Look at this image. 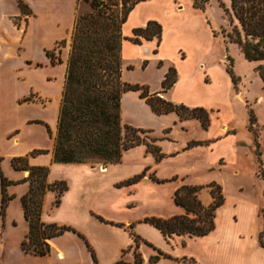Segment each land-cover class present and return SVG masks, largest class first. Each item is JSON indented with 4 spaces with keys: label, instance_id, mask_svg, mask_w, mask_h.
Instances as JSON below:
<instances>
[{
    "label": "rangeland",
    "instance_id": "rangeland-1",
    "mask_svg": "<svg viewBox=\"0 0 264 264\" xmlns=\"http://www.w3.org/2000/svg\"><path fill=\"white\" fill-rule=\"evenodd\" d=\"M90 1L0 0V172L10 182L5 192L12 197L4 218L0 214V241L4 253L1 264H49L48 257L24 254L19 248V238L26 227L21 197L26 194L28 184L23 181L27 177L25 172L14 170L11 165L12 158L29 156L40 150L47 153L29 156V165L48 167V182L63 181L68 187L58 207L53 205V192L45 195L42 220L76 231L66 232L55 240L62 245L66 244L65 240H74L77 246L74 263L92 264L85 240L98 264H110L118 256L120 259V250L125 251L123 259L131 263L133 250L128 248L132 239L126 229L130 224H125L126 221H132L135 226L136 221L150 217L167 219L165 216L179 207L173 201V187L206 186L211 181L221 184L226 196L241 191V196L251 201L260 198L258 216L264 241V181L259 148V138L264 134V62L247 61L238 45L230 41L229 35L235 25V21L230 20V0H209L202 12L208 27L203 37L207 40L209 34L212 41L208 65L226 73L230 80L227 72L231 71L235 85L232 80L231 86L224 82L219 74L213 78L209 75L212 80L207 77L205 82L212 81V96L207 99L208 92L200 86L194 94L205 104H217L206 108L208 129L213 124L218 125L217 137L237 132L239 139L251 140L244 145L247 154L237 149V164L227 165L222 160L214 165L204 151L208 147L189 148L190 142L206 139L207 132L200 122L180 120L175 113L156 115L139 98V93L132 91L122 94L121 122L147 131L146 142L154 141L152 144L163 155L161 160L157 161L142 143L125 151L116 164L52 163L51 150L73 25L77 17L92 13ZM102 2L107 11L121 17L122 0ZM164 10L169 11L167 7ZM146 12L159 14L161 8L155 5ZM143 60L139 55L128 63L122 58L121 79L127 84L146 86L150 95H160L161 90L155 89L161 85L162 69L167 73L171 66L164 63L159 69L156 63L149 61L142 69ZM221 111L231 117L229 123L220 121ZM136 177L139 179L135 183L126 184ZM1 195L0 185V204ZM76 242L83 245L81 252ZM138 252L142 264H148L149 258L156 255L152 247L142 242ZM164 261L172 263L170 259ZM56 263L52 257L51 264Z\"/></svg>",
    "mask_w": 264,
    "mask_h": 264
},
{
    "label": "trees",
    "instance_id": "trees-1",
    "mask_svg": "<svg viewBox=\"0 0 264 264\" xmlns=\"http://www.w3.org/2000/svg\"><path fill=\"white\" fill-rule=\"evenodd\" d=\"M102 1L91 0L92 13L77 17L74 21L70 50L64 69L51 161L55 164L75 165H94L97 162L116 164L120 162L125 151L142 143L146 144L147 150L159 161L163 155L152 144L153 140L146 142L147 137L144 135L148 132L122 124V94L128 91L138 92L139 98L144 100L154 114L175 113L180 120L195 119L200 122L203 129L209 126V113L203 108H188L173 104L159 97V93L150 95L146 86L131 85L122 81L121 28L133 8L147 0H122L121 17L107 11ZM191 2L195 10L203 12L209 0H191ZM230 20L235 21L229 35L230 41L238 45L247 61L264 62V0H230ZM161 35V25L149 21L144 27L134 29L132 36L127 40L135 45H141L142 40H156L158 45ZM156 53L157 51L154 50L153 54ZM161 64L159 62L158 67ZM146 66L147 61H144L142 69ZM227 73L235 85L231 71ZM175 75V70L170 67L161 82V93L168 91L174 85ZM262 80L264 81V75ZM201 145L203 143L192 141L188 146L194 148ZM45 153L47 151H34L29 156ZM29 156L11 159L14 170L27 172V177L23 181L28 184V190L21 197V206L28 230L20 243V250L24 254L45 257L50 253L49 241L66 232L76 233V231L69 226L45 223L42 220L45 195L53 192L55 194L53 205L58 207L60 198L68 187L63 181L48 182V167L29 165ZM137 179L139 177L127 181L126 184L135 183ZM9 184L10 182L0 172L2 218L7 203L12 198L5 192ZM208 188L212 198L208 206H203L198 198L202 186L182 185L174 191L173 201L175 205L184 209L183 215L167 219L150 217L144 219L142 223L156 228L167 239L173 236L199 238L208 235L215 228L216 212L224 202L220 186L210 183ZM116 226L123 227L121 224ZM133 228V223L126 228L132 239V245L128 249L133 250V261L126 262L123 259L125 251H122L120 259L114 264H142L141 254L138 252L140 242L156 251V255L149 258L148 264H157L162 258L172 259L142 240L133 232ZM262 237L263 234L260 232L259 245L264 248ZM85 245L90 251L92 264H98L86 240ZM181 262L193 263L186 258H182Z\"/></svg>",
    "mask_w": 264,
    "mask_h": 264
},
{
    "label": "crops",
    "instance_id": "crops-1",
    "mask_svg": "<svg viewBox=\"0 0 264 264\" xmlns=\"http://www.w3.org/2000/svg\"><path fill=\"white\" fill-rule=\"evenodd\" d=\"M155 5H159L161 8L159 14L146 12L147 8H153ZM179 5H182V7H179ZM164 7H167L169 11H165ZM186 9L188 10L186 11ZM149 21H155L161 25L162 35L158 45L156 40H142L141 45H135L127 40L132 36L134 29L144 27ZM1 29L0 26V39ZM206 30L208 32L203 13L192 7L191 0H147L137 4L122 25L121 55L127 63L133 57L139 55L142 60L149 59L150 62L156 63L157 67L159 62L162 63L160 67L164 63H168L175 70L176 82L162 95L161 93L160 95L155 93L159 97L188 108L199 107L205 110L206 108H213L217 104H205L202 101L203 99L201 100L198 95L194 94L196 87L200 86L201 89L207 91L208 94L206 95L208 97H206L208 99L212 96L214 90L212 81L210 83L205 82L207 77L210 79V76L213 78V75L217 77L219 74L223 77L224 82H228L230 86L231 80L226 73L222 74L216 67L212 68L208 65L212 41L209 34L207 40L203 37V32H206ZM154 50L157 51L156 54H153ZM144 61H147L148 65L149 61L143 60L141 62ZM160 67L158 68L162 69ZM162 73L163 78L166 74L164 69H162ZM155 90L162 91L161 85ZM219 116L220 121L223 123H229L231 120V117L227 116L225 111H221ZM204 130L207 132L206 139L195 142H203V145L197 146L199 148L202 146L208 147V149L204 148V151L213 160L214 165L225 160L227 165L234 166L238 163L237 149H241L244 153V150H246L244 145L250 144L251 141L239 139L237 132L225 133L222 137H217L218 125L214 124L211 128L208 129L207 127V130ZM259 148L263 169L262 180L264 181V134L259 138ZM25 174L27 175V172ZM235 174H237V171H235ZM210 183L220 186L224 197L223 205L216 212L215 228L211 233L199 238L173 236L167 239L156 228L136 221L133 228L135 234L164 254L169 255L172 258L170 264H183L181 262L182 258L191 260L194 264H264V248L259 245V234L261 232V223L258 216L260 198L258 201H251L241 196V191H238L234 196H226L223 186L214 181L208 182L206 186L202 187L208 188ZM188 185L197 186L194 184ZM179 186L173 187L172 191L174 192ZM202 190L201 193L199 192L198 198L203 206H208L212 201L210 188L207 189L208 191ZM183 214L184 209L176 207L165 218ZM125 224H132V221H126ZM7 226L8 222L5 221V227L7 228ZM27 230L26 223V227L23 228L19 238V248ZM61 236L49 241L50 253L45 256L48 257L49 264L52 263V257L55 258L56 264H79L78 262L74 263V256L77 253L74 240H65L66 244L63 241L64 245L58 244L59 241L55 240ZM1 244L0 241V264L4 258ZM78 247L81 252L83 245L78 244ZM119 253H121V250ZM118 259L119 256L110 264H114ZM164 260L166 259H162L157 264H167Z\"/></svg>",
    "mask_w": 264,
    "mask_h": 264
},
{
    "label": "water",
    "instance_id": "water-1",
    "mask_svg": "<svg viewBox=\"0 0 264 264\" xmlns=\"http://www.w3.org/2000/svg\"><path fill=\"white\" fill-rule=\"evenodd\" d=\"M104 167V166H103Z\"/></svg>",
    "mask_w": 264,
    "mask_h": 264
}]
</instances>
